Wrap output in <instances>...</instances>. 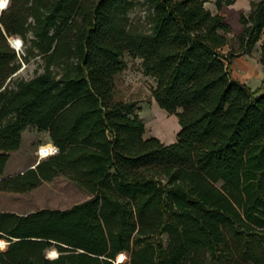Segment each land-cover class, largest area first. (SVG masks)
<instances>
[{"label": "trees", "instance_id": "16d2710c", "mask_svg": "<svg viewBox=\"0 0 264 264\" xmlns=\"http://www.w3.org/2000/svg\"><path fill=\"white\" fill-rule=\"evenodd\" d=\"M145 1L146 29L129 20L135 0L0 8V191L63 175L91 195L0 211V264H264V84L253 90L231 70L260 40L264 66V0L241 15L237 53L224 51L232 25L220 13L234 0H215L217 11L208 0ZM126 53L178 116L175 141L146 136L138 103L115 97ZM37 56L42 71L16 76ZM29 126L59 151L5 175Z\"/></svg>", "mask_w": 264, "mask_h": 264}, {"label": "rangeland", "instance_id": "374dc122", "mask_svg": "<svg viewBox=\"0 0 264 264\" xmlns=\"http://www.w3.org/2000/svg\"><path fill=\"white\" fill-rule=\"evenodd\" d=\"M206 6L215 11V0H208ZM128 17L133 24L140 28H148V4L146 1L135 0L134 6L128 12ZM237 36L238 34L233 33V31L230 33V44L225 47V52L231 46L236 53L239 52ZM19 46H21L19 51L22 54L24 52L22 41ZM260 49L261 40L250 52L237 53L231 64L233 76L249 85L253 90L264 84V66L260 62ZM124 60L127 66L116 77L115 97L138 103L139 114L143 117L146 125V136L156 135L166 143L173 142L180 126L178 116L160 107L153 97L151 88L155 81L151 75L144 72L142 58L126 53ZM40 64L41 58L39 56L31 58L29 62L23 61L21 70L16 73V76L26 78L34 76L43 70ZM45 132L47 131L38 130L36 127H27L23 131L24 137L21 148L10 153L7 168L9 170H22L28 165L35 164L39 159L36 154L39 145L51 141ZM50 145L51 143H46V146L49 147ZM90 196L86 190L65 176L58 175L50 181H44L32 191L19 194L0 191V211L15 210L19 213H27L41 208H68ZM6 241L5 246H0V249H5L8 246L9 241L7 239ZM51 249L47 251L48 255H50Z\"/></svg>", "mask_w": 264, "mask_h": 264}, {"label": "crops", "instance_id": "0c3cea01", "mask_svg": "<svg viewBox=\"0 0 264 264\" xmlns=\"http://www.w3.org/2000/svg\"><path fill=\"white\" fill-rule=\"evenodd\" d=\"M252 1H258V0H234L233 3L226 5L224 4L222 6V8L220 9V13L223 14L225 16V19L231 23L232 25V31L233 33H237L239 34L243 29H244V24L241 22V15L242 14H247L251 8H252ZM217 7L216 10L217 11ZM214 11V10H212ZM231 31V32H232ZM230 32V33H231ZM227 46V45H226ZM225 46V47H226ZM224 47V49H225ZM248 53V52H247ZM262 64V63H261ZM180 129V126H179ZM47 134V136H49L48 132H45ZM24 137V136H23ZM50 139V136H49ZM177 139V137L175 136V139L173 141H175ZM23 142V141H22ZM49 142V141H48ZM172 142V141H171ZM22 146V145H21ZM21 148V147H20ZM19 150V149H18ZM16 151V150H15ZM13 152V151H12ZM30 165H28L27 167H29ZM26 167V168H27ZM24 168V169H26ZM22 169V170H24ZM21 169H15V170H9L7 168H5L4 174L5 175H9V174H13V173H17L22 171ZM19 194V193H18ZM15 211V210H12ZM33 211V210H32ZM18 212V211H16ZM30 212V211H29ZM19 213V212H18Z\"/></svg>", "mask_w": 264, "mask_h": 264}, {"label": "built area", "instance_id": "2783aa9c", "mask_svg": "<svg viewBox=\"0 0 264 264\" xmlns=\"http://www.w3.org/2000/svg\"><path fill=\"white\" fill-rule=\"evenodd\" d=\"M7 3L9 2V0H6ZM46 143H51V145L48 147L46 146ZM46 143H41L39 145V147L36 150V154L38 156V161L44 157H47L51 154L57 153L59 151V147L54 144L53 142H46Z\"/></svg>", "mask_w": 264, "mask_h": 264}, {"label": "water", "instance_id": "95a60500", "mask_svg": "<svg viewBox=\"0 0 264 264\" xmlns=\"http://www.w3.org/2000/svg\"><path fill=\"white\" fill-rule=\"evenodd\" d=\"M8 4V3H7ZM7 4H6V6H7ZM6 6H4V7H0L1 9H3V8H5ZM15 36H11V37H9V40H10V42H11V44H12V46H14L17 50H19V48H21V46H17L16 44H15V42H16V40H15V38H14ZM21 41L23 42V40H22V38H21ZM22 45V44H21ZM21 70V69H20ZM19 70V71H20ZM18 71V72H19Z\"/></svg>", "mask_w": 264, "mask_h": 264}, {"label": "snow or ice", "instance_id": "6c2138e0", "mask_svg": "<svg viewBox=\"0 0 264 264\" xmlns=\"http://www.w3.org/2000/svg\"><path fill=\"white\" fill-rule=\"evenodd\" d=\"M0 6H2V5H0Z\"/></svg>", "mask_w": 264, "mask_h": 264}]
</instances>
